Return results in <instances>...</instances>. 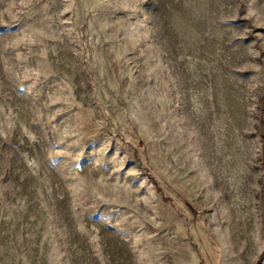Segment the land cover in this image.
Returning a JSON list of instances; mask_svg holds the SVG:
<instances>
[{"label": "rangeland", "instance_id": "obj_1", "mask_svg": "<svg viewBox=\"0 0 264 264\" xmlns=\"http://www.w3.org/2000/svg\"><path fill=\"white\" fill-rule=\"evenodd\" d=\"M0 264H264V0H0Z\"/></svg>", "mask_w": 264, "mask_h": 264}]
</instances>
